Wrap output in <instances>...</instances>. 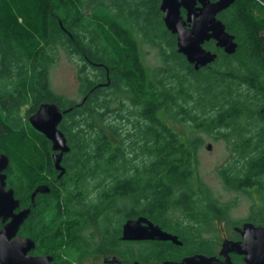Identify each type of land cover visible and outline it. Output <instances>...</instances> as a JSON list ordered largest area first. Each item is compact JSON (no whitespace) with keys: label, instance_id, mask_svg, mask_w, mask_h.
Here are the masks:
<instances>
[{"label":"trees","instance_id":"16d2710c","mask_svg":"<svg viewBox=\"0 0 264 264\" xmlns=\"http://www.w3.org/2000/svg\"><path fill=\"white\" fill-rule=\"evenodd\" d=\"M89 1L0 0V151L10 158L8 185L32 207L21 231L57 264H83L99 230L130 262L123 224L145 216L183 241H144L150 263L211 253L202 228L225 208L199 176L204 133L232 150L220 170L227 185L264 196V0H235L220 14L239 46L215 47L217 59L200 69L178 51L161 0H94L87 12ZM142 42L160 49L161 65L146 64ZM61 48L83 62L81 101L52 89ZM43 102L67 110L61 177L51 140L29 121ZM41 184L52 190L32 205Z\"/></svg>","mask_w":264,"mask_h":264},{"label":"water","instance_id":"95a60500","mask_svg":"<svg viewBox=\"0 0 264 264\" xmlns=\"http://www.w3.org/2000/svg\"><path fill=\"white\" fill-rule=\"evenodd\" d=\"M198 2L201 3L199 7L196 6ZM234 2L235 0H161L164 22L167 28L177 35L178 51L186 56L195 69L207 66L217 59L218 53L204 46L212 39L215 40L218 48L228 54L237 51L239 43L235 35L227 30L226 24L217 16ZM182 7L187 10V19L181 14ZM66 112L67 110L62 109L55 102H43L37 111L29 116L31 125L52 142L54 151L52 157L54 166L59 171L58 177L66 172L62 161L65 153L70 151L67 137L59 127ZM261 112L264 114V107ZM211 148L212 145L209 144L208 149ZM9 163V156L0 151V218L3 217L4 220L11 218L0 230V264H51L52 256L27 255L36 247V242L32 238L16 236L21 224L29 217L32 207L18 210L21 200L16 197L13 187L7 188L6 170ZM51 190L48 184L37 186L31 195L32 205L35 204L39 193H49ZM254 234L260 239L256 249L258 248L260 254L264 255V229L255 230ZM122 239L169 240L176 245L183 244L177 234L163 229L145 216L126 220L122 228ZM235 251H239L238 243L232 239H225L221 250V254L226 256L225 260L214 255L196 254L185 257L180 262L167 260L164 264H233L229 254ZM247 260L251 262L250 258ZM105 262L124 264L117 256H108ZM136 264L140 263L136 262Z\"/></svg>","mask_w":264,"mask_h":264},{"label":"rangeland","instance_id":"374dc122","mask_svg":"<svg viewBox=\"0 0 264 264\" xmlns=\"http://www.w3.org/2000/svg\"><path fill=\"white\" fill-rule=\"evenodd\" d=\"M93 2L94 0L89 1L86 8L87 12H89ZM204 46L219 55L215 48L217 47L216 45L212 46L211 43L206 42ZM142 51L147 65L156 67L163 63L158 47L142 42ZM81 65H83V62L77 55L69 53L64 48L60 49L51 69V86L56 94L70 100L81 101L83 99L84 93L78 78ZM203 139L204 143L198 150L199 176L201 182L207 187L211 198L225 208V215L215 218L212 223L202 228L203 236L211 244L210 251L216 252L219 250L223 238L234 237V226L239 220L249 214V206L252 200L247 193L230 188L220 173L221 168L232 161L233 154L228 142L209 133H204ZM209 144L212 145L211 149H208ZM42 160L44 162L45 158ZM90 231L91 229H86L83 234L89 237L91 235ZM89 239L93 245L91 249L86 251L85 261L96 263L103 261V258L107 255H119L120 247L111 244L108 239L105 240L99 230H96L93 238ZM132 242L134 243L124 245L121 248L132 250L135 253L134 259L148 263L153 262L150 261L147 253V243H143V240Z\"/></svg>","mask_w":264,"mask_h":264},{"label":"flooded vegetation","instance_id":"af4514ba","mask_svg":"<svg viewBox=\"0 0 264 264\" xmlns=\"http://www.w3.org/2000/svg\"><path fill=\"white\" fill-rule=\"evenodd\" d=\"M212 1H215V0H212ZM196 6L197 7L201 6V3L198 2L196 4ZM160 8H161V2H160ZM222 12L218 13V15H217L219 19H220V14ZM181 14L183 15V17L185 19H187L186 8H184V7L181 8ZM210 41H214V43H215V40H213V39ZM210 41H208V42H210ZM6 173L8 175V168L6 170ZM7 188H11V186L8 185V177H7ZM240 191L247 193L249 195L248 197H250L252 201H251V204L249 206V214L247 216H245L244 218H242L241 220H239L236 223V225L234 226V237L233 238H228V237L223 238L222 244H221L219 250H217L216 252L209 253V252H205V251L195 250V251H191L189 253L181 254L178 258H175V259L172 258V259H167V260H174V261L180 262L185 257L193 256L196 254H204V255H208V256L214 255L221 260H225L226 256L224 254H221L223 241L225 239H232L235 242H237L238 246H239V251L230 252V254H229L232 261H233V264H264V255L260 254V252L258 251V248L256 249V246L259 244L260 239L257 235L254 234L255 230L264 229V196H262V194L254 187L253 188L247 187L244 190H240ZM15 195H16V193H15ZM26 207H29V206L23 205L21 202L20 208L18 210L26 208ZM136 218H138V217H136ZM10 220H11V218H9L7 220H4L3 217L0 218V230ZM26 220L21 224L19 231L17 232L16 236H22L23 238H32L28 235H25V233H23L21 231ZM250 235H252V237ZM121 239H122V235H121ZM126 241H130V242L139 241L140 242L141 240H126ZM143 241H146V240H143ZM151 241H159V240H151ZM182 245H179V246H182ZM36 248H37V243H36V247L34 249L30 250L27 255L52 256L53 259L51 261V264H57V261H56L54 255H52L50 253H47V254L37 253ZM108 256H117L124 264H136V262H139L140 264H148V262H142L138 259H134V260L129 262V261H126L123 258L119 257L116 254H110V255L105 256L103 258V261H101V262L89 263L88 261L83 260L82 263L83 264H111V263L105 262V258ZM247 258H250L251 262H249L247 260ZM167 260L162 261L161 264H164V262ZM73 263L78 264L77 261H74ZM149 264H153V263H149Z\"/></svg>","mask_w":264,"mask_h":264}]
</instances>
